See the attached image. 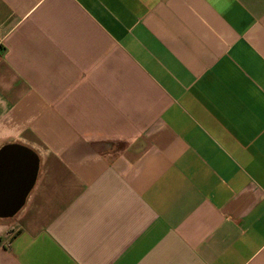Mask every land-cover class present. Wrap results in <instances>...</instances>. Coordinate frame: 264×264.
<instances>
[{
	"label": "crops",
	"instance_id": "crops-1",
	"mask_svg": "<svg viewBox=\"0 0 264 264\" xmlns=\"http://www.w3.org/2000/svg\"><path fill=\"white\" fill-rule=\"evenodd\" d=\"M0 43V264H264V0H0Z\"/></svg>",
	"mask_w": 264,
	"mask_h": 264
},
{
	"label": "water",
	"instance_id": "water-1",
	"mask_svg": "<svg viewBox=\"0 0 264 264\" xmlns=\"http://www.w3.org/2000/svg\"><path fill=\"white\" fill-rule=\"evenodd\" d=\"M39 159L34 151L19 144L0 148V219L15 216L32 190Z\"/></svg>",
	"mask_w": 264,
	"mask_h": 264
},
{
	"label": "built area",
	"instance_id": "built-area-1",
	"mask_svg": "<svg viewBox=\"0 0 264 264\" xmlns=\"http://www.w3.org/2000/svg\"><path fill=\"white\" fill-rule=\"evenodd\" d=\"M0 45H1V43H0Z\"/></svg>",
	"mask_w": 264,
	"mask_h": 264
}]
</instances>
